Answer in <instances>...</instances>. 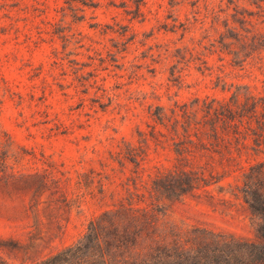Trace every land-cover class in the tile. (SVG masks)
Returning <instances> with one entry per match:
<instances>
[{
    "label": "rangeland",
    "instance_id": "obj_1",
    "mask_svg": "<svg viewBox=\"0 0 264 264\" xmlns=\"http://www.w3.org/2000/svg\"><path fill=\"white\" fill-rule=\"evenodd\" d=\"M240 84L264 93V0H0V155L69 200L52 235L45 216L43 232L33 219L18 232L0 225L14 240L0 264H33L103 210L151 203L152 177L175 167L208 185L164 201L165 221L256 240L237 163L259 157L195 149L179 160L152 115L229 100Z\"/></svg>",
    "mask_w": 264,
    "mask_h": 264
},
{
    "label": "trees",
    "instance_id": "obj_2",
    "mask_svg": "<svg viewBox=\"0 0 264 264\" xmlns=\"http://www.w3.org/2000/svg\"><path fill=\"white\" fill-rule=\"evenodd\" d=\"M162 109L157 107L152 115L169 130L179 160L195 149L225 155L228 161L250 152L259 157L247 167L237 163L242 169L238 189L253 215L257 239L165 221L164 201L201 197L195 191L208 185L203 174L175 167L158 170L152 177L151 203H121L103 210L75 242L33 264H264V93L240 84L229 100L177 105L171 115ZM7 162V156L0 155V225L18 232L30 227L33 219L34 229L43 232L45 216L46 232L52 235L69 207L63 187L38 171L15 170ZM77 184L87 187L83 181ZM13 242L0 239V247H13Z\"/></svg>",
    "mask_w": 264,
    "mask_h": 264
}]
</instances>
